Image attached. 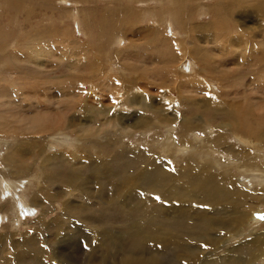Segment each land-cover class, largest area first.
Instances as JSON below:
<instances>
[{
    "label": "rangeland",
    "instance_id": "1",
    "mask_svg": "<svg viewBox=\"0 0 264 264\" xmlns=\"http://www.w3.org/2000/svg\"><path fill=\"white\" fill-rule=\"evenodd\" d=\"M15 1L21 3L20 11L11 5L8 9V0H0V264H92L94 261L96 264H127L129 254L135 253L138 247L142 248L143 234L148 235L144 231L152 230L156 223H146L138 216L139 212H135L138 215L133 213L134 219L141 223L136 224L135 228L129 224V219L133 218L130 208H134L133 203L138 202L141 196L147 194L151 198L150 203L157 201L148 188L155 172L149 176L153 168L149 163H143L147 160V153L153 152L156 161L160 159L162 166L167 169L183 167L185 159L191 155L202 160L209 159L212 163L215 162L210 159L218 156L217 152H207L208 149L183 155L179 149L175 150L174 142H164L169 134L168 130L176 124L171 120V115H174L172 108L175 103L172 99L179 97L177 90L183 92V98L198 99L197 103L201 107L199 112L203 118L204 113L208 115V106L204 108L205 104L200 105L201 99H209L217 100L223 110L228 105L236 107V103L247 105L254 123L264 125V13H255L251 21H241L239 18L240 8L236 3L248 1L253 4L258 0L227 1L236 11L235 18L230 13L223 16L226 12L220 8L218 0ZM249 7L255 8L253 5ZM252 8L249 11L253 12ZM185 10L188 14L182 19L181 14ZM113 28H121L122 31L118 33L119 30L116 29L118 32H115ZM152 32H158L159 35H152ZM130 41L134 43L131 48ZM176 42H184L195 55V61L180 59ZM78 45H83L80 53L75 51ZM203 52H209L213 66H207L198 56L197 53ZM134 55L139 56L136 61L132 59ZM87 59L93 63L92 67H87ZM201 66L210 68L211 75L202 71ZM131 67H136V71H131ZM101 71L111 78L121 77L123 83L119 82L114 86V79L108 85L109 81L103 79L105 75H101ZM78 72L95 73L94 80L89 86L70 81L69 76L79 74ZM242 72L247 74L241 75ZM180 76H188L190 80L181 88ZM128 83L137 85L153 100L147 113L140 104L133 110L130 108L131 113L126 112L127 107L122 106L121 99L116 96V89L121 84ZM115 96L117 101L114 100ZM169 97L172 99H168ZM222 101L226 104L223 105ZM119 103L120 107L116 109ZM186 103L176 106L177 115L185 114ZM101 105L104 110L94 113L92 107L100 109ZM155 108H160L159 111L164 112L170 123L164 125V138L149 140L150 135L157 130L147 124L144 128L133 127L143 128L141 131L154 129L149 134H130L133 130L129 127L133 125L132 120L136 116L141 122L157 124L161 118ZM241 108L245 110L242 106ZM48 115L57 124L61 117L66 122L74 120L81 127L69 130L62 127L66 130L65 137L61 127L58 130L54 128L51 132L43 130V134H38L37 130L43 124L39 126L34 123L40 119L42 121L45 116L48 118ZM24 124H31L37 129L26 133L27 129L22 128ZM121 128H126V134L120 133ZM74 129L77 130L76 133ZM176 131L174 129L172 132ZM261 131H264L263 126ZM192 135L194 132L186 138L190 139ZM199 135L200 141L210 140L206 129ZM243 142L239 137H231L232 146L238 152L251 149V146H245ZM254 142L257 140H253ZM199 145L201 148L205 147L201 143ZM20 146L24 148L20 151L22 153L18 152L17 156L13 155L8 160ZM257 146L260 148L259 163L264 165V140ZM48 157L51 161H47ZM232 157L231 152H224L223 162L229 163ZM96 162L107 163L108 166L100 165L97 168L110 171L100 176L96 182L87 183V169L95 166ZM15 163L18 164V171L12 168ZM236 166L231 165L230 169L240 179V184L246 187L244 192L251 195L259 188L258 177L262 174L236 171ZM21 168L24 169L21 171ZM221 170L223 169H220V174L223 175L225 170ZM143 171L146 173L142 174ZM54 172L58 177L56 181ZM65 179L72 181L70 188L66 186L68 181ZM46 188L53 193L52 199L45 197ZM73 188L74 193L71 192ZM122 189L125 192L121 194ZM130 189H133L134 194L127 200L124 194ZM104 196L106 197L102 200ZM254 198L251 196L248 206L245 205L242 210H250L249 220L245 223L246 231L230 236L231 247L240 246L245 240H249L253 231L264 232V219L260 218L264 216V202L262 198ZM66 200L71 203L73 212L63 211ZM231 210L232 208H227V212ZM99 215L104 219L95 220L94 223L106 220L105 227L109 228L110 235L109 238H104V242L97 243L92 226L77 218L89 219ZM173 237L175 243L182 246L184 239L175 234ZM20 242H26L36 254L44 251L53 262L42 263L37 257L17 262ZM143 247L150 246L144 244ZM26 248L28 247L23 249ZM77 248L81 255L76 257Z\"/></svg>",
    "mask_w": 264,
    "mask_h": 264
},
{
    "label": "bare ground",
    "instance_id": "2",
    "mask_svg": "<svg viewBox=\"0 0 264 264\" xmlns=\"http://www.w3.org/2000/svg\"><path fill=\"white\" fill-rule=\"evenodd\" d=\"M183 1H185V0H183ZM218 1H219L220 8L223 9V12H226V13H223V16H226L228 13H230L231 17H234V18L236 17L237 14H236V11L232 9L233 8L232 5L230 3L227 4V1H229V0H218ZM6 4H7L8 9H10L12 6L14 8H17L18 11H20V4L21 3H19L18 1L8 0V3H6ZM236 5L240 8L239 18H241V21H247V20L251 21L253 19L252 15H256L255 13H257L258 15L260 13H262V14L264 13V1L263 0L262 1L261 0L255 1L253 4H249L248 1L239 2L238 4L236 3ZM236 5H234V6H236ZM250 5L255 6V8L249 7ZM241 7H243L244 9H241ZM249 8H252L254 11L253 12L249 11ZM160 14H161V12H160ZM187 14L188 13H186V10H185V13L181 14L182 19H185V16ZM219 15H220V13H219ZM172 16H174L173 13H172ZM242 27H243V25L241 24V28ZM201 28H205V27L203 26ZM116 29H118L119 32L115 31ZM113 30L115 32H118V33H121L120 31H122L121 28H113ZM244 30H245V28H244ZM191 32L197 33L195 31H191ZM129 34H132V32ZM157 34L159 35L158 32H155V33L152 32V35L157 36ZM152 38H153V36H152ZM157 40L159 41V39H157ZM160 41L162 42V40H160ZM29 43H31V42H29ZM129 44L131 45L130 46V48H131L134 43L132 41H130ZM27 45H26V47H27ZM175 45L178 49V53H179L178 57L180 59H183L184 61H186V60L188 61V59L189 60L193 59V61H195L194 60L195 55H193V52L187 48V46L184 42H176ZM165 46L167 47V45H165ZM32 47H34V45ZM82 47H83V45L76 46L75 51H79V53H80V51L82 50ZM38 50H40V49H38ZM203 53H200V54L197 53V54H198V56L200 55L199 57L202 58V60L205 62V64L207 66L212 65L213 60L209 56L210 55L209 52H205L204 54ZM172 55H173V53H172ZM138 57L139 56L134 55L132 57V59L135 60ZM176 57H177V55H176ZM85 59H84V61H85ZM174 59H175V57H174ZM176 59H178V58H176ZM140 60H142V59H140ZM166 61H167V59H166ZM215 61H217V60H215ZM87 63L89 64L87 67H89L93 64V63L92 64L90 63L89 59H87ZM168 63H169V61H168ZM234 64H237V63H234ZM190 66H192V64H190ZM252 66H254V65H252ZM202 67L203 66L200 67L202 71H204L207 75L208 74L211 75L210 68L203 67L204 69H202ZM136 69H137L136 67L135 68L131 67V71H133V72H134V70L136 71ZM171 70H172V68H171ZM182 71H181V74L184 72V71L183 72ZM93 72H95V71H93ZM138 72H140V71L138 70ZM103 74L105 75V77L103 79L109 81L108 85L111 84L110 81H113L114 79H115L114 80L115 81L114 86L119 84V82L123 83V80H120L121 77L115 76L116 78H114V76H112V78H111V76L108 77V76H106V74L103 71H101V75H103ZM107 74H109V73H107ZM240 74L245 76L247 73L242 72ZM94 76H95V73H85V72L82 73L81 72L79 74H72L71 76H69V78H70L69 80L70 81L73 80L77 83L79 82L80 85H87L88 84V86H89V83H92V81L94 80ZM96 77H98V76H96ZM180 81H181V84H180V88H181V86L187 85V82L190 80L188 79V76L186 78L184 76H180ZM86 82H88V83H86ZM90 86H91V84H90ZM103 87L107 88L108 86H103ZM108 88L110 89L111 87H108ZM93 90H91V91H93ZM116 90H117L116 96L119 99H121L122 106L127 107L126 112H130L129 111L130 108H132L130 110H133L136 108V106L138 104H140L142 109L147 110V111H145L147 113L148 108L153 104V100L150 99L149 96H147L148 95L147 92L142 91L141 88L140 89L137 88V85H135V84L134 85L132 83L121 84V86L118 87ZM116 90L113 92L115 93ZM177 91L179 94L178 98H176V99H172L171 97L168 98V99H172L175 101V103L173 104L174 106L172 108L174 115H171V120L176 122V124L173 125L171 130L170 129L168 130L169 134L167 135L164 142L166 144L167 143L173 144L172 142H174V144H176L178 146V147H176V145H175V150L179 149V151L181 153H183V155L188 154L192 151H201L203 149H205V150L208 149V150H206L207 152H209V151H212L214 153L217 152L218 156L214 157L213 159H210L211 161L215 162V163H212V162L208 161L209 159L202 160L199 157L196 158V157H194V155H191L190 157L185 159V161L183 163V167L167 169V168L162 166V164L160 163L161 162L160 159H159V161H156L155 157H153V156H155V154L153 152L147 153V155H146L147 160H144L143 163L144 164L149 163L153 168L151 170L149 176H151L152 174H154L153 172H155L154 177H152L153 178L152 181L148 185V188L151 190V194H153L156 198L159 197V199H157V201H155L153 203H150L151 198H148L147 194L143 195V196H141L142 198L140 197L141 199L138 202L135 201L133 203L134 208L133 209L130 208V209H131L132 217L134 214H137L135 212H139V215L138 214L137 215L139 217H141L144 221H146V223H151V222H156V223L153 225L152 230L144 231L148 235L144 236V234H143L142 244L143 245L144 244L149 245L150 247H143V245L141 244L142 248L138 247L136 249L135 253L129 254V257L131 258V260L129 258L128 259L129 261L127 262V264H259L260 260H261L260 264H264V232L258 233L257 231H253L251 234L252 237L249 238V240H245V242L242 243V245H240V246L231 247L230 243H229V238L231 235L236 234L238 232L244 233L246 231L245 230V228H246L245 223L247 222V220H249L250 210L249 211L248 210L242 211V210H243V207L245 205L248 206L247 202H248L249 198H251V196H252V198L257 196L256 198H258V199L262 198L263 202H264V167H262L264 165L259 163V162H261L258 160L259 159L258 158V155H259L258 151L260 150V148L257 146V144L259 142L261 143L264 140V131L263 132L261 131L262 126L264 127V125H262V124L256 125V123H254L253 116H252L251 112H249L247 105H246L247 106L246 107L245 105L244 106L238 105V103H236L237 105L235 104L236 107H234V105L231 106V105L227 104L228 108L226 110H223V109H220V107L217 103L218 102L217 100H209V99H201V101L203 103L201 102L200 105L205 104V105H203L204 108L206 106H208V110H207L208 115L206 113H204V118H203L199 112L201 110V107L197 103L198 99L197 98L192 99L191 97L190 98H183L184 97V95L182 96L183 92H181L180 89H178ZM88 94H90V93H88ZM90 96H92V95H90ZM116 96H115L116 99H114V100L117 101ZM164 96H165V94H164ZM80 97H81V95H80ZM113 98H111V100H113ZM162 99L165 101L164 97H162ZM81 100L83 101V99H81ZM101 101H102V99H101ZM184 102H187L184 105L185 106L184 107L185 108V111H184L185 114L179 113L177 115L176 106L177 105L182 106L184 104ZM222 102H223V105L226 104L224 101H222ZM88 104H90V103H88ZM107 104H108V102H107ZM102 105L100 106V109H97L95 106H93V107L91 106L93 112L96 113V112H100V111L104 110V107H102ZM119 105H120V103L117 104L116 109H119V107H120ZM88 106H90V105H88ZM241 106L243 108H245V110L242 109ZM69 107H67V108H69ZM155 109H156L157 114H160V118H161V119H158L157 124H148L147 123L148 121H142L141 122V121H139L138 116H136L132 120L133 125L129 127L131 130H133V131H131L130 134H132V132H134V133L141 132L140 133L141 135L142 134H149L154 129H147V130L141 131L145 127V124H147L150 128H155L157 130L156 133H153L152 135H150L149 140H156L160 137H161V139H162V137L164 138V133H165L164 125L170 124V123H168L169 121L166 119L164 112L159 111L160 108L159 109L155 108ZM122 112H125V111H122ZM127 114H129V113H127ZM127 116H129V115H127ZM122 117H121V119H122ZM53 118H55V117H53ZM59 118H60L59 124L55 123V119H52V118L50 119V115H48V118L45 116L42 118V121L40 119L39 122L34 123L35 125L36 124H38V125L43 124V126L40 127L41 129H39V127H38V129H39V130H37L38 134H43L44 133L43 130L51 132L52 130H55L54 128H56V130H58L59 127H61V129H62V127H64V128H67V130H69L70 128H75V127L78 128L80 126V125L77 126L78 124L74 120L73 121L67 120V122H66V121H63L64 119H62L61 117H59ZM129 118H130V116H129ZM199 119H200V121H199ZM124 120H125V118H124ZM116 121H118V119ZM30 125L24 124L22 127L23 129L24 128L27 129L26 133H28L30 130L33 131V130L37 129V127H33L31 125L33 127L32 128ZM114 125L117 126L116 124H114ZM133 126L143 127V128H135ZM176 126H177V128H176ZM174 129H176L177 131L172 132ZM203 129L207 130L208 135L210 137L209 141H207V140L206 141H200V138H199L200 135L199 134L201 131H203ZM62 130H63V133H62L63 137H65L66 135L64 136V134L66 133V130H64V129H62ZM125 130H126V128H121L120 133L124 134ZM46 131H45V133H48ZM73 131H74V133L77 132V130H75V129ZM192 132H194V135H192L190 137V139L186 138ZM125 134H126V132H125ZM211 136H213V137L211 138ZM231 137H239L240 140H244V142H243L244 145L245 146L246 145L251 146V149H244V150L239 151V152L236 151L235 147L232 146ZM108 140L110 141V139H108ZM108 140H107V142H108ZM253 140H257V142L253 143ZM71 141H72V137H71ZM74 142H76V141H74ZM80 142H82V140ZM110 142H109V144H110ZM199 143H201L205 147L201 148ZM170 146H172V145H170ZM20 147L18 149H16L15 151H13V153L10 156L8 155L9 156L8 160H10V158L13 155L17 156L18 152L20 153V151H23L24 148H22V146H20ZM209 148L211 150H209ZM25 151H27V150H25ZM169 152H172V151L170 150ZM224 152L225 153L231 152L234 156V157H232V159L231 158L229 159V161H228L229 163H227V161L223 162ZM28 155H30V154H28ZM23 157H24V155H23ZM208 157L210 158L211 156H208ZM14 158H16V157H14ZM48 158H47V161H51V159L50 158L48 159ZM54 158H56V156ZM45 159H46V157H45ZM174 159H175V157H174ZM21 160H20V162H21ZM104 160H105V158H104ZM197 160H199V161H197ZM92 161H93V159H92ZM105 162H98V163L96 162V163H94L95 166H91L90 169H87V171L89 170V172H87L88 176L86 178L87 183L88 182H91V183L96 182V180L100 179V176H102L103 174L105 175L107 172L110 171V170H102L101 168H97L100 165H107L108 166V164ZM46 163H48V162H46ZM109 164H111V163L109 162ZM214 164H216V165H214ZM235 164L237 165L235 167L236 171H241V172L244 171L245 173L246 172H248V173L249 172H257V174L259 172L262 174L261 177H258L259 183L257 186L259 188L255 189L254 190L255 192L250 193L251 195L244 192V188H246V187L240 184V182H239L240 179L237 178L235 172H233L230 169L231 165H235ZM17 165L18 164H16V163L12 164V168L14 170H16ZM238 165H240V166H238ZM19 166H21V165L19 164ZM219 166H222V167H219ZM217 168L223 169V170H221L222 172L225 170L223 172V175L220 174V169L217 170ZM22 169H24V168H21V171H22ZM17 171H18V169H17ZM13 172H16V171H13ZM145 173H146V171H143L142 174H145ZM71 175L74 176V174H71ZM49 177H51V176H49ZM54 177H55V181H56V179L58 177H57V174L55 172H54ZM76 178H77V174H76ZM101 178H103V177H101ZM145 178H147V177H145ZM65 180L68 181L67 182L68 185H66V186L70 188V186L72 185V181L69 179H65ZM57 181H59V180H57ZM59 183L61 184V182H59ZM62 184H64L63 181H62ZM92 186H93V184H92ZM74 188H73V190H71V192H73V193H74ZM124 192H125V190L122 189L121 194ZM249 192H251V191H249ZM44 193H45V197H47L49 199L53 198V193L48 188L44 189ZM90 193L92 194L93 192H90ZM147 193H149V192H147ZM41 194H42V192H41ZM91 194H90V196H91ZM133 194H134L133 189H130V190L126 191V193L124 194V198L128 200V198H130V196H132ZM58 196H60V195L58 194ZM105 197L106 196L102 197V200ZM121 197H123V196H121ZM256 198H254V199H256ZM70 204L71 203L68 200L64 201V209L65 210H63V211L65 213H66V211H68V213L73 212V211H71L72 205H70ZM228 207L232 208V210L229 212H227ZM84 209L87 211L86 207H84ZM44 215L46 217L45 212H44ZM76 215H78V213L75 214V216ZM102 215L95 216V217L91 216L89 219L86 217H84L83 219L80 217L77 218L80 222L92 226V228H93L92 232H93L94 238L97 240V243L98 242H104V238H106V237L109 238V235H110L109 234V228L107 229V227H105L106 220H101L99 222L97 221L98 224L94 223V222H96L95 220L103 218ZM134 218L135 217L129 219V224H131L135 228L136 224H139L141 222H137V219H134ZM73 221H70V222H73ZM90 221H92V224L90 223ZM174 234H175V236L177 235V236H180L181 238L184 239L183 240L184 243L182 244V246L177 245L175 243V239L173 237ZM25 243L26 242H23V243L20 242L19 243L20 253H19V256H17L18 258H16L17 262H20V261H22L26 258H29V257H37L43 261L42 263H45L44 261H47L50 263L53 262L52 259L49 258L48 255H46V253L44 251L41 254H36L33 250L30 249L31 247H29L28 244L27 243L25 244ZM23 244H25V245L21 246ZM99 244H97V246ZM25 246H27L28 248L23 249ZM222 252H224V253H222ZM243 252H244V254H242ZM55 254L57 255V253H55ZM55 254H54V256H56ZM75 255H76V257L81 255V252L78 248L75 249ZM71 257H72V254H71ZM115 257H117V256H115ZM85 260H86V258H85ZM12 262H14V261L12 260ZM53 263L56 264V262H53ZM77 264H78V262H77ZM92 264H96L95 261Z\"/></svg>",
    "mask_w": 264,
    "mask_h": 264
},
{
    "label": "snow or ice",
    "instance_id": "3",
    "mask_svg": "<svg viewBox=\"0 0 264 264\" xmlns=\"http://www.w3.org/2000/svg\"><path fill=\"white\" fill-rule=\"evenodd\" d=\"M157 199H159V197H157ZM260 218H261V219H264V216H261Z\"/></svg>",
    "mask_w": 264,
    "mask_h": 264
}]
</instances>
